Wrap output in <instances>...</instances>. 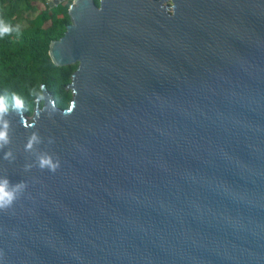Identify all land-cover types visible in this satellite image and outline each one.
<instances>
[{"label":"water","instance_id":"obj_1","mask_svg":"<svg viewBox=\"0 0 264 264\" xmlns=\"http://www.w3.org/2000/svg\"><path fill=\"white\" fill-rule=\"evenodd\" d=\"M67 13L69 107L0 111V264H264V0Z\"/></svg>","mask_w":264,"mask_h":264},{"label":"trees","instance_id":"obj_2","mask_svg":"<svg viewBox=\"0 0 264 264\" xmlns=\"http://www.w3.org/2000/svg\"><path fill=\"white\" fill-rule=\"evenodd\" d=\"M71 2H67L61 18L54 19L48 29L43 27L46 11H42L31 28L17 33L10 20L20 17L21 0H0V18L13 28L0 38V105L5 113L17 107L25 116L32 115L42 97V88L57 109L65 111L69 107L72 95L67 87L77 67H54L48 51L50 43L60 40L70 24L67 12Z\"/></svg>","mask_w":264,"mask_h":264},{"label":"rangeland","instance_id":"obj_3","mask_svg":"<svg viewBox=\"0 0 264 264\" xmlns=\"http://www.w3.org/2000/svg\"><path fill=\"white\" fill-rule=\"evenodd\" d=\"M68 1L69 0H57V1L56 0H50V1L45 0L44 2V0H21L22 9L20 12L21 13L20 17L12 18L10 22L14 25L15 28H16V25H20V31H23V30H26L32 27L33 22L35 21L36 17L38 16L40 12L46 11V16H45V21L43 23V27L45 29H48L51 25V22L54 19L61 18L62 10ZM73 66L78 67L77 64ZM51 100L52 99L50 97L49 102H51ZM71 100H72V97H71ZM37 105H38L39 111H41L43 107L45 106V102L40 99ZM12 110L10 111V114ZM33 115L34 113H32V115L30 116H27L29 121L33 119Z\"/></svg>","mask_w":264,"mask_h":264},{"label":"clouds","instance_id":"obj_4","mask_svg":"<svg viewBox=\"0 0 264 264\" xmlns=\"http://www.w3.org/2000/svg\"><path fill=\"white\" fill-rule=\"evenodd\" d=\"M13 31V28L10 24L5 23V21L0 18V38H2L6 34H10ZM15 31L19 33L20 31V25H16ZM17 100L18 97H14ZM3 110V105H0V111ZM36 137L33 135V137L29 140V143L27 147H31L32 143L35 141ZM0 141H3L4 143H7V136L6 132H0ZM2 146V145H0ZM39 166L41 168H48L50 171L55 172L57 168L59 167V162H53L51 157L45 156L40 158ZM6 185L7 181L4 182V184L0 185V208L4 207L5 204H10L13 200V196L11 193L6 191ZM20 185H18L19 187Z\"/></svg>","mask_w":264,"mask_h":264},{"label":"bare ground","instance_id":"obj_5","mask_svg":"<svg viewBox=\"0 0 264 264\" xmlns=\"http://www.w3.org/2000/svg\"><path fill=\"white\" fill-rule=\"evenodd\" d=\"M50 1V0H49ZM57 1V0H56Z\"/></svg>","mask_w":264,"mask_h":264}]
</instances>
